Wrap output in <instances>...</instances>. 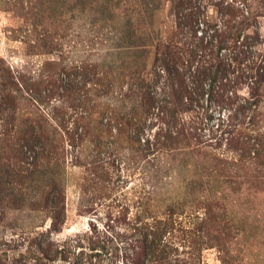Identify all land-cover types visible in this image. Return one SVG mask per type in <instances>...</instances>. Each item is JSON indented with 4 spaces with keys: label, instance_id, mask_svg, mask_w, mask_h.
<instances>
[{
    "label": "rangeland",
    "instance_id": "374dc122",
    "mask_svg": "<svg viewBox=\"0 0 264 264\" xmlns=\"http://www.w3.org/2000/svg\"><path fill=\"white\" fill-rule=\"evenodd\" d=\"M154 2L156 9L132 3L114 9L108 0H0V264H33L40 232L49 244L47 264H221L223 252L225 264H264V235L255 230L251 237L244 193L229 192L227 171L205 157H234L236 150L212 137L221 131L224 110L201 100L176 112L183 131L194 137L188 146L168 147L151 141L157 133L161 140L169 123L155 110H129L134 99L123 100L127 77L120 64L128 52L113 36H125L129 16L141 15L151 62L155 40L169 38L175 28L171 0ZM203 2H209L203 10L214 27L233 30L244 19L238 40L257 33L251 46L264 50V0ZM99 4L101 15L92 10ZM84 60L102 65L93 78L75 68ZM66 68L80 80L84 73L91 77L83 80L90 101L68 106L77 97L65 96L54 82L60 74L67 79ZM183 81L189 82L185 75ZM251 87L264 113V84L243 83L237 94L249 95ZM262 118L256 116V125H264ZM139 123L141 142L149 138L145 153L130 139ZM35 129L47 142L32 140ZM239 179L233 177L231 186ZM177 198L181 203L170 209L166 203ZM154 220L163 231H156ZM234 225L241 227L238 235Z\"/></svg>",
    "mask_w": 264,
    "mask_h": 264
},
{
    "label": "trees",
    "instance_id": "16d2710c",
    "mask_svg": "<svg viewBox=\"0 0 264 264\" xmlns=\"http://www.w3.org/2000/svg\"><path fill=\"white\" fill-rule=\"evenodd\" d=\"M108 1H114L110 6V8L113 6L114 9H118L120 5L126 3L128 5L132 3L135 7L137 6V9H144L147 4H150L152 9L157 8L154 0ZM208 4L209 2H203V0H171L175 28L171 31L169 38L163 37L155 40L151 62H148L147 49L143 44V38L140 36L141 22H138L137 18H141V15H136L133 20L129 16L125 27L126 35L123 37L113 36L122 42L116 47L123 48L128 52L123 54V64H120L124 75L127 77L123 100L128 99L132 103L134 99L133 105L130 104L128 108L129 110H138V112L150 114L155 110L157 117L169 123L171 130L165 129V132L161 133L163 136L161 140L157 136L158 133L153 135L151 141L153 144L159 143L161 146L168 147L179 143L188 146L191 137H194L186 135L183 131V126L179 123L176 112L187 110L192 105L200 106L201 100L208 102L209 106L223 109L224 116L220 118L216 128V130L221 131L212 137L214 141L221 138L225 145L231 146L234 151L236 150L234 157L229 160L212 156L213 154L205 157L207 162L209 161L213 166L227 171L228 178L224 183L229 192L244 193L241 203L247 206L251 214V227L249 228V231H252V233L249 232L251 237L254 236L255 230L259 232L258 235H264V125H256L257 123H255L258 121L256 116L264 117V113L258 111L259 98H252L253 95L259 96L255 91L256 87L249 89V95L248 93L246 96L237 94L238 88L243 83H246L248 87V84L257 82L258 88L264 84V50H258L251 46L256 44H253L254 42H258L257 33L243 34L242 40H238L240 26L246 24L244 19H240L237 27L233 30L228 24H225L223 29L214 27L203 10ZM110 8H106V11L111 14ZM103 9L105 7L100 6V4L98 7L92 8L93 12L99 15L105 11ZM219 11L221 10L219 9ZM95 21H98L96 24L98 26L101 24L102 18ZM93 22L94 20L91 21L92 24ZM133 22H135L134 25ZM196 30L200 31L199 35L196 34ZM185 32L187 36L184 40ZM229 40L231 42L226 44ZM215 45L216 47H214ZM222 49H226V52L222 53ZM75 68L79 71L82 68L91 71L90 75L93 78L94 70L102 68V65L97 61L84 60L79 62ZM67 69L69 68L64 70L67 71ZM65 74L67 77L65 81L62 82L64 76L61 77L60 74V77L59 75L55 76L54 82L65 92V96L73 94L77 97L78 101L75 102L71 98L68 106H72L73 103H76L73 106H79L83 99L90 101L91 98L83 94L85 91L83 80L86 78L89 81L91 77L84 73L81 76L83 79L80 80L77 75L71 72L67 71ZM184 75L189 81L186 84L183 81ZM97 80L100 81L99 78ZM160 82L162 85L158 86ZM11 83L12 87L18 85L17 82L16 84L13 81ZM95 90L97 91V89ZM203 94H206V98H203ZM93 103L96 102L93 100ZM90 107L96 106L90 105ZM10 118L13 119L11 116ZM262 122L264 124V118H262ZM140 123L137 125V133L132 134L130 139L133 140L134 138L138 151L145 153L149 151L150 143L149 138H145L141 142L138 131L143 128ZM37 127L39 129L40 125L38 124ZM32 131L34 132L32 140L41 141L43 139L42 142H47L48 136L38 135L39 131L36 129ZM52 133L58 134V132ZM79 134L77 133L76 137ZM37 155L35 153L34 156ZM235 176H238L239 180L242 179V182L238 181L231 186V182H235L233 180ZM236 197L238 198V196ZM222 198L226 202L231 201L226 194H222ZM181 200V198L170 200L171 202L166 203V205L172 209L176 204L181 203ZM55 212L53 221L60 218L61 207L56 208ZM221 218L224 219L223 215ZM226 220L224 219V221ZM54 225L51 222L49 228ZM221 225L220 229L222 230L225 224L222 223ZM152 226L157 232L164 230V228H162L163 230L160 228L158 220H154ZM233 229L238 235L241 227L234 225ZM35 236H38L34 238L36 239L34 244L37 247L38 256L34 259L33 264H47L46 261L50 259L48 256L49 244L45 241L42 243V232ZM225 263L226 256L224 257L223 252L221 264Z\"/></svg>",
    "mask_w": 264,
    "mask_h": 264
}]
</instances>
